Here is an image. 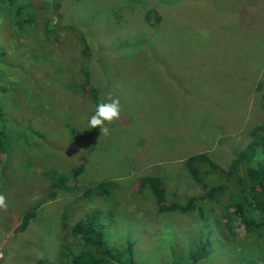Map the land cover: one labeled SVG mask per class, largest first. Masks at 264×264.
<instances>
[{
	"label": "rangeland",
	"instance_id": "374dc122",
	"mask_svg": "<svg viewBox=\"0 0 264 264\" xmlns=\"http://www.w3.org/2000/svg\"><path fill=\"white\" fill-rule=\"evenodd\" d=\"M28 1L36 10L29 29L19 31L0 12V113L18 123L14 136L1 126L9 150L0 170L8 204L0 210V264H60L68 230L85 212L96 213L117 242L139 239L140 264H184L190 246L208 233L210 254L198 264H239L242 223L232 221L229 233L208 200L201 201L207 226L178 208L205 192L184 161L205 153L223 174L262 122L264 0ZM46 16L53 20L47 41ZM5 81L22 92H3ZM109 95L119 98L121 114L105 137L88 121ZM9 96L25 106L14 109ZM17 137L35 146L23 147ZM197 167L198 179L208 181L202 173L211 172L215 184L225 181ZM61 176L65 186L55 190L49 178ZM146 177L161 180L165 212L135 197ZM109 181L115 197L83 195ZM31 209L35 218L18 231ZM254 251L249 260L260 264Z\"/></svg>",
	"mask_w": 264,
	"mask_h": 264
},
{
	"label": "trees",
	"instance_id": "16d2710c",
	"mask_svg": "<svg viewBox=\"0 0 264 264\" xmlns=\"http://www.w3.org/2000/svg\"><path fill=\"white\" fill-rule=\"evenodd\" d=\"M0 12L5 13L19 31H22L23 28L29 29L31 26H34L36 10L28 0H0ZM52 25L53 20L49 18V16H46L41 28V35L46 41L53 37ZM48 26H50L49 29L47 28ZM79 38L82 46L80 55L85 58L87 48L81 37ZM84 71L85 70H82L85 74ZM3 85L6 87V89L1 88L3 92H22L23 90V86L17 82H13L9 86V82L5 81ZM257 90L260 95L259 100L261 102L263 118L260 126L251 130L250 141L230 161L226 170L223 171L224 175L219 172L220 169L216 168L213 162L209 161L208 155L205 153L187 158L184 161L185 166H187L190 172H193L191 173L196 177L195 181L201 185L205 192L201 197L196 198L189 207H176H179V214L191 211L198 220H201L204 226H207L203 221L206 219L208 220L210 216H207L206 212L202 210V208L205 209L202 202H204L203 200H208L219 207L222 213V219L224 220L223 223L229 233H232V221L236 220L242 223L247 236L238 241L242 243L240 247L244 248L241 252V256L238 255L239 264H252L251 260H249V256L251 254L250 252L254 250L258 255L260 264H264V79L257 85ZM89 93H91V99L96 100V94L92 89H89ZM8 99L14 109H16L18 105L22 107L25 106V103L14 100L12 96H9ZM5 123H7L8 127L11 129L9 134L12 136L16 134L13 130H15L18 125L17 122L8 120L6 116L0 113L1 171L4 170V164L8 159L6 152L9 150L8 140L5 132L1 128ZM27 131L33 133L29 129ZM17 142L23 147L35 146L22 137H17ZM197 164L206 165L209 170L212 168L215 173L223 175L225 181L215 184L213 181V173L210 171V173H202V175L211 177V179L209 178L208 181L198 179L197 173L199 172H197ZM49 180L51 183L50 185L54 187L55 190L64 187L66 182L63 176L56 180H51L50 178ZM143 181L144 183L142 185H136L134 188L135 197L152 201L151 205L154 207V212L155 210H158L159 213L165 212L167 204L163 194L160 192L162 186L161 180L159 178L146 177ZM116 188L117 186L115 183L109 181L107 183H100L91 190H86L83 195L89 199L101 197L108 198L111 197V194L115 197V195L118 194ZM145 193L147 194L145 199L141 198V196H137ZM122 195V193H119L120 197H122ZM114 197L111 198V201H113L112 199H114ZM35 216L36 211L33 209L25 212L21 216L17 230L23 231ZM68 231H70V239L72 238V240L71 242H66V244L61 245L60 264H140V261L135 255L134 242L136 238L124 237L117 242L115 240L116 237H113L112 234L107 232L103 223L100 221V217L96 213L85 212V215L75 221ZM209 234L210 233H208L207 236H209ZM207 236H197L198 238L194 243V247L190 246V249L185 255L184 264H198L202 259L208 258L210 254V244L207 242ZM138 242L139 239L136 240V245ZM232 242H230L229 247L232 246ZM159 256H162L161 251H159ZM179 260L180 258L177 262ZM177 262L172 264H177ZM36 264L47 263L44 260H39Z\"/></svg>",
	"mask_w": 264,
	"mask_h": 264
},
{
	"label": "clouds",
	"instance_id": "9594fccd",
	"mask_svg": "<svg viewBox=\"0 0 264 264\" xmlns=\"http://www.w3.org/2000/svg\"><path fill=\"white\" fill-rule=\"evenodd\" d=\"M121 105L119 98L108 96L106 101H102L95 106L94 114L88 121L89 128H99L100 134L107 137L110 129L107 125L120 118ZM7 197L0 194V210L7 211Z\"/></svg>",
	"mask_w": 264,
	"mask_h": 264
}]
</instances>
